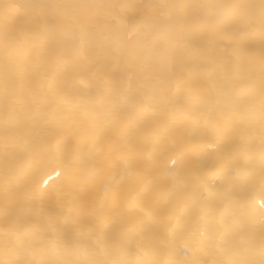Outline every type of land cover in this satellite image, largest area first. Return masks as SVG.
Segmentation results:
<instances>
[{"label":"bare ground","instance_id":"1","mask_svg":"<svg viewBox=\"0 0 264 264\" xmlns=\"http://www.w3.org/2000/svg\"><path fill=\"white\" fill-rule=\"evenodd\" d=\"M0 264H264V0H0Z\"/></svg>","mask_w":264,"mask_h":264}]
</instances>
